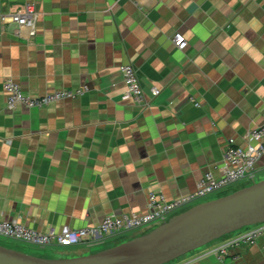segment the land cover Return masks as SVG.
Returning <instances> with one entry per match:
<instances>
[{
    "label": "crops",
    "instance_id": "obj_1",
    "mask_svg": "<svg viewBox=\"0 0 264 264\" xmlns=\"http://www.w3.org/2000/svg\"><path fill=\"white\" fill-rule=\"evenodd\" d=\"M25 3L38 12L33 35L2 19ZM126 64L138 72L141 104L121 99ZM8 78L31 96L87 91L8 110ZM263 121L264 0H0V220L45 231L141 213L150 190L171 199L207 171L219 176L228 139L244 146ZM255 176L264 178V156ZM127 233L31 246L42 257H73L141 234ZM222 241L166 264H264V235L220 258L211 251Z\"/></svg>",
    "mask_w": 264,
    "mask_h": 264
},
{
    "label": "built area",
    "instance_id": "obj_2",
    "mask_svg": "<svg viewBox=\"0 0 264 264\" xmlns=\"http://www.w3.org/2000/svg\"><path fill=\"white\" fill-rule=\"evenodd\" d=\"M37 17L38 12L32 3H25L21 8L2 15L4 20L27 27L32 35L35 32ZM171 41L179 50H183L187 45L185 37L180 32H175ZM120 69L125 86L121 99L132 100L139 104L145 102L144 91L136 68L126 64ZM2 87L6 96L5 106L8 110H13L18 105L28 108L42 107L59 100L81 96L87 91V87L83 86L76 90L59 89L41 96H31L25 94L20 85L12 78L6 79ZM149 92L151 97H154L160 93V89L151 86ZM245 142L244 146H240L236 145L232 138L228 139L220 175L214 176L210 171L205 172L192 192L168 199L161 192L150 190L147 193L145 210L141 213H112L105 216L95 226L71 228L68 225H63L45 231L28 227L17 220H0V236L40 248L71 247L159 225L173 216L172 213L175 211L187 207L201 198L222 192L241 181L250 183L256 181V164L264 156V121L246 132ZM263 235L264 222L250 225L244 230L223 238V241L211 252L218 254L221 258L230 248L254 243Z\"/></svg>",
    "mask_w": 264,
    "mask_h": 264
},
{
    "label": "water",
    "instance_id": "obj_3",
    "mask_svg": "<svg viewBox=\"0 0 264 264\" xmlns=\"http://www.w3.org/2000/svg\"><path fill=\"white\" fill-rule=\"evenodd\" d=\"M264 222V178L174 214L103 250L48 258L0 245V264H166L243 227Z\"/></svg>",
    "mask_w": 264,
    "mask_h": 264
},
{
    "label": "rangeland",
    "instance_id": "obj_4",
    "mask_svg": "<svg viewBox=\"0 0 264 264\" xmlns=\"http://www.w3.org/2000/svg\"><path fill=\"white\" fill-rule=\"evenodd\" d=\"M256 180H258V178L256 177ZM250 184V183H249ZM236 185V184H235ZM234 189V187H229L227 188L226 190L222 191V192H219V193H215V194H212V195H209L207 197H204V198H201L199 199L198 201H196L195 203H198V202H203V201H206V200H210V199H214V198H217V197H220L222 195H225V194H228L230 193V191H232ZM195 203H192L191 205L187 206V207H184L180 210H177L175 211L174 213H172V215L174 214H177V213H180L184 210H186L187 208H189L190 206L194 205ZM170 217V216H169ZM156 226H158V224L156 225H153V226H150L149 228H146V229H139V230H134V231H131L128 234L130 233H135V232H140L141 234H143V232H147V231H150L152 230L153 228H155ZM248 226L246 227H243L239 230H236L234 232H237V231H240V230H244L246 229ZM232 232V233H234ZM232 233L230 234H227L219 239H216L214 241H212L211 243L215 242V241H220L221 239L223 238H226L228 237L229 235H231ZM210 244V243H209ZM0 245H3V246H6V247H10V248H13V249H16L18 251H22V252H25V253H28V254H32V255H36V256H41L42 255H45V252H42L40 251L39 249H37L36 247H33L31 246L30 244H27V243H23V242H20V241H16V240H12V239H8V238H4V237H1L0 236ZM103 250V249H102ZM100 251V250H99ZM97 252V251H96ZM192 252V251H191ZM47 255V254H46ZM48 256V255H47ZM59 258V257H57Z\"/></svg>",
    "mask_w": 264,
    "mask_h": 264
}]
</instances>
